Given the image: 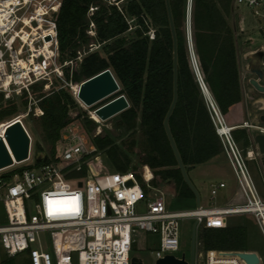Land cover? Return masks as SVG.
Here are the masks:
<instances>
[{
  "label": "built area",
  "instance_id": "2783aa9c",
  "mask_svg": "<svg viewBox=\"0 0 264 264\" xmlns=\"http://www.w3.org/2000/svg\"><path fill=\"white\" fill-rule=\"evenodd\" d=\"M60 5L61 0H0V105L22 97L27 101L21 113L0 122L1 138L14 121H19L28 134L23 120L43 115L39 99L33 95L36 87L46 92L64 82L65 67L71 77L73 61L64 66L59 58L55 15ZM235 5L252 10L264 37V0H233ZM238 26L243 32V19L238 20ZM189 57L243 201L170 211L163 193L152 187L154 178L147 166L140 175L132 171L102 174L91 162L96 147L85 131L72 123L61 133L59 142L66 143L61 160L55 155L53 160L33 166L29 153L21 164L31 168L13 174L7 181L0 176L6 218L0 224V250L5 258L24 255L28 264H130L137 237L144 233L157 237L156 261L167 255L177 257L180 221L193 220L199 234L205 229L225 228L227 220L237 216H250L264 240V200L246 165V160L260 157L254 133L264 135V124L243 121L227 125L209 98L195 56ZM262 62L264 70V58ZM64 85L71 87V83ZM236 129L247 132L249 146L244 151L232 136ZM15 165L20 164L12 167ZM224 187L223 182L211 184L210 200ZM195 246L198 251L193 264H246L236 255L243 251L203 250L198 235Z\"/></svg>",
  "mask_w": 264,
  "mask_h": 264
},
{
  "label": "trees",
  "instance_id": "16d2710c",
  "mask_svg": "<svg viewBox=\"0 0 264 264\" xmlns=\"http://www.w3.org/2000/svg\"><path fill=\"white\" fill-rule=\"evenodd\" d=\"M125 1L121 7L106 0H61L55 15L57 44L60 61H76L85 47L78 68L64 69V82L81 84L104 70H110L119 85V91L99 102L98 107L123 95L129 108L116 115L115 127L132 137L138 127L143 149L141 164L153 173V182L170 181L180 197L194 195L184 183L167 139L163 121L173 99V39L171 36L165 0ZM176 38L177 100L168 121L171 136L186 173L223 154L210 113L196 82L189 62L184 38L186 0H168ZM231 0H192L191 26L193 50L203 82L227 125L243 122L240 72L233 30L227 18ZM92 9V11H91ZM131 23L135 27L134 39L125 34ZM93 27L94 36L88 31ZM154 30L153 38L146 35ZM92 41V42H90ZM100 48L90 51V45ZM60 82L48 92H38V107L43 115L38 125L48 145V159L53 160L62 131L73 119L68 112L76 106L68 89ZM63 83V84H61ZM22 104L26 100L22 97ZM92 110H95L92 109ZM16 105L10 101L0 105V122L13 118ZM82 126L90 132L95 124L85 117ZM234 140L242 148L249 146L245 130H234ZM92 143L103 153L109 166L124 174L131 169L135 145L131 139L126 150L114 144L108 135L96 136ZM43 147L37 148V155ZM36 155V156H37ZM35 156V157H36ZM36 164L39 166L43 164ZM264 166V163H263ZM30 167H21L1 177L10 179L13 174ZM134 174L136 168L132 167ZM250 222L246 218L228 219L225 228L205 229L198 239L205 251H259L250 241ZM0 264H12V258Z\"/></svg>",
  "mask_w": 264,
  "mask_h": 264
},
{
  "label": "rangeland",
  "instance_id": "374dc122",
  "mask_svg": "<svg viewBox=\"0 0 264 264\" xmlns=\"http://www.w3.org/2000/svg\"><path fill=\"white\" fill-rule=\"evenodd\" d=\"M106 3L114 4V5H117L118 7H121L123 4H125V1L122 2V1H116V0H106ZM187 3L188 5L190 3V7H191L192 0H186L185 21H184L183 32H184V38H185L187 48H188V43H189V45L191 44V47L193 49L191 9L188 10L189 7H187ZM229 12L230 14L227 18V22L230 28L233 30V36H234L236 54H237V65H238V69L240 72V82H241V86L243 90V96H242V102H241L242 104V108H241L242 117L241 118L243 119V121L247 120L251 124L255 125L259 122L258 117L261 115H264V94H259L255 92L251 88V86L248 84L249 77H248L246 70L244 69L247 61L245 60L244 56L250 50H255L260 46H264V37L261 35L260 31L258 30L260 23H258L257 19L253 16L252 10H250L249 8L245 6H240V5L233 6V0H231ZM240 19H243L244 21V31L241 33L239 31V26H238V20ZM130 24L132 27L125 34V36L127 39L132 40L134 39L133 32L135 30V27L133 26V23L130 22ZM90 27L92 29L88 31V35L92 37L94 36L93 27L92 25H90ZM153 33H154V30L152 29L146 35L149 37V39H152ZM88 47H91L90 51L94 49H98V52L100 51V48H101V47L98 48L97 45H92V44ZM84 49L85 47L82 48V50ZM82 50H81V53L78 54L76 61H73V69L78 68V64L83 56ZM193 56H195V54ZM195 60L197 63L196 56H195ZM189 62L191 66L190 57H189ZM66 63L67 61H62V64L64 66H66L65 65ZM197 66H198V63H197ZM66 68L67 67H65V69ZM76 87H78V84L76 83H71V87L66 86L69 94L72 96L76 104V106L74 108H71L68 112L70 118L73 119V122H72L73 127L82 128L85 131L88 138L90 139V141L92 138L96 136L108 135L112 138V140L114 141V144H116L123 150H126V147L128 146L130 140L134 139L135 145L133 146L132 153L129 154V157L131 159V165H130L131 169H129L128 171H133L132 170V167H133V168H136L135 173L137 175L142 174L144 171V167L146 165L141 164L143 149L139 144V141L141 140V135L139 133L138 127L135 130V135L132 137L131 135H129V133L123 134V132L116 129L115 121H116L117 116L107 121H102V120H100V122L95 121V119L92 117V113H94L93 112L94 110L92 109L94 108L96 109L99 104H96L90 108L85 107L83 104H81L76 99V91H77ZM206 91L210 98V94L208 90ZM41 92H43L42 89H41ZM37 93L38 92H35L34 90L33 95L35 96V98H37V95H38ZM21 101H22V98L14 99L10 101L16 105L17 112L15 115L21 113L24 109V105L22 104ZM85 117L90 119L95 124L94 129L90 132H87V130L82 126V121ZM38 120H39L38 118L33 119L32 117L23 120V124L26 127L27 132L31 138V141H30L31 161L34 160L35 156L37 155L38 147H43L42 148L43 154L47 155V152H48V145L43 140V134L38 125ZM236 130H239V129H236ZM249 134L251 133L249 132ZM254 134L256 135V133ZM65 148H66V143L59 142L57 144L56 153H55L57 159L61 160L62 152ZM240 148L243 151L245 150L241 146ZM91 160H92L91 161L92 163L96 164L99 167L102 174L104 175L107 174L109 176L110 174L117 173L114 170H112V168L109 166V164L105 160L103 153H101L99 150H97L94 154H92ZM263 163H264V156H260L258 158H255L254 160H246V165L251 175V178L253 180L254 186L259 196L264 200V166H263ZM24 166H26V163L15 165L14 167L10 169L1 171L0 176L10 171H13L17 168L24 167ZM195 169L197 173H200L204 170L207 171V173L209 174L211 172L212 175L214 176L213 181L218 182V180H224L226 181L225 183L228 185V189L221 191L216 196V198L212 201L209 198V193H208L209 190L207 187V182H205L206 184L205 188H203V190H199L200 205L203 207H210L213 205H216V206L223 205L225 202L229 200V196L232 193L230 192L229 194L228 190H230L231 188L233 190H236L237 188L234 175L232 173V170L224 154H222L218 158L211 160L204 167L197 168L196 166ZM191 170H189L187 173L189 180L190 179L192 180V173H190ZM150 172L153 175L151 170ZM217 182H213V183H217ZM151 185L152 187H154L155 189H158L160 192L163 193V199H164L165 206L170 211H189V210H194L197 207L195 199H192L190 197L178 196V194L175 191V187L173 183L167 184L166 182L158 180L157 182H151ZM1 197H2V193L0 192V224H4L6 218H5V213H4V209L2 206V202H1ZM231 218L234 220H237L239 218H246L250 222V225H249L250 241L255 246H257L259 251L254 252V253H256L257 255L261 257L262 259L261 264H264V240L262 239V236L254 220L250 216H237V217H231ZM193 224H194L193 220H183L179 222L178 240H179L180 248H179V251L176 253V256L181 257V255L183 254L187 261H190L191 234H192ZM197 235L198 233H196V236ZM156 244H157V237L155 235L140 233L137 237V243L134 246L133 252L131 255L140 258L143 264H154L155 262L154 251L156 250ZM46 251L50 253V248L46 247ZM197 251L198 249L195 246V257H197L196 256ZM3 259H5V256L3 254V251L0 250V262ZM12 264H28V262L25 256L23 255L20 257L12 258Z\"/></svg>",
  "mask_w": 264,
  "mask_h": 264
},
{
  "label": "water",
  "instance_id": "95a60500",
  "mask_svg": "<svg viewBox=\"0 0 264 264\" xmlns=\"http://www.w3.org/2000/svg\"><path fill=\"white\" fill-rule=\"evenodd\" d=\"M165 4L167 9L171 36L173 39V99L169 110L164 118L163 127L167 139L169 141L170 147L172 149L173 155L175 157L177 168L181 173L184 183L194 195L196 206L198 207L200 204L199 194L187 176L186 170L181 161L178 150L176 148V145L168 127V121L177 100V64L176 38L168 0H165ZM187 7H189L188 10H190V3L189 5L187 3ZM188 54L193 58L194 51H192L191 44L189 45V43ZM244 58L247 61L244 69L246 70L249 77L248 84L255 92L259 94H264V84H262L264 83V70H262L261 68L263 67L262 60L264 58V46H260L255 50H250L248 53L245 54ZM118 91L119 85L115 80L114 76L112 75L111 71L107 69L79 84L76 99L85 107L90 108L98 104L99 102L107 99L108 97L114 95ZM128 108L129 103L127 99L125 98V96L120 95L107 102L106 104L96 108L93 112L100 120L107 121L115 117L116 115L122 113ZM258 120L260 123L264 124V115L259 116ZM30 141L31 139L29 135L25 132L19 121H14L9 126H7L3 138L0 137V172L12 167L14 164H21L28 159L30 153ZM254 142L257 146L258 154L260 156H264V135H256L254 137ZM47 159V155L40 153L34 158V162L36 164H40L42 162L47 161ZM166 183L169 184L170 181H166ZM78 185L81 186V184ZM127 185H131V182H128ZM195 236L196 223L194 222L191 234L190 261H187L183 254L180 258L174 257L172 255H167L163 258L156 260L154 264H193L195 259ZM236 255L240 259H242L246 264H260L259 258L254 252H238L236 253ZM130 264H143V262L140 258L132 256Z\"/></svg>",
  "mask_w": 264,
  "mask_h": 264
},
{
  "label": "crops",
  "instance_id": "0c3cea01",
  "mask_svg": "<svg viewBox=\"0 0 264 264\" xmlns=\"http://www.w3.org/2000/svg\"><path fill=\"white\" fill-rule=\"evenodd\" d=\"M240 84H241V82H240ZM241 95L243 96L242 86H241ZM245 121H247V120H245ZM210 161H208L207 163H204L202 165H198L197 168L198 167H204ZM195 167L191 170L192 172L190 171V173H192V180L190 179V181L192 182L193 186L195 187L196 191L198 192V194H199V201H200V192H199V190H203V188H205V186H206L205 182H207V187H208V190L210 191V185L211 184H214L213 182H217V181H213L214 176L212 175L211 172L209 174L205 170L204 171L200 170L202 172L197 173ZM218 182H223L225 184V187L222 190H220L218 192V194L221 191L228 189V185L225 183L226 181H224V180H218ZM232 190H233L232 188L230 190H228V193L229 194H230V192H232L230 194V196H229V200L227 202H225L223 205H219V206H225V205H228V204H238V203H241L243 201V198H242L241 193L238 190V188H236V190H233V191ZM208 193H209V198H210V192H208ZM198 237H199V234H198ZM195 242H196V236H195Z\"/></svg>",
  "mask_w": 264,
  "mask_h": 264
},
{
  "label": "bare ground",
  "instance_id": "6f19581e",
  "mask_svg": "<svg viewBox=\"0 0 264 264\" xmlns=\"http://www.w3.org/2000/svg\"><path fill=\"white\" fill-rule=\"evenodd\" d=\"M190 9H191V7H190ZM192 51H193V49H192ZM76 90H78V87H76ZM76 94H77V91H76ZM92 117L95 119V121L100 122V119L94 113H92ZM223 131H226L225 127H223Z\"/></svg>",
  "mask_w": 264,
  "mask_h": 264
}]
</instances>
